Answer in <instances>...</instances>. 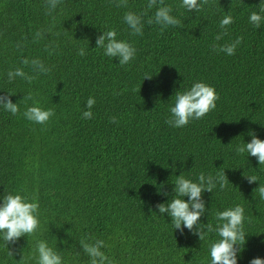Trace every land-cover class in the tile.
Wrapping results in <instances>:
<instances>
[{"label": "trees", "instance_id": "16d2710c", "mask_svg": "<svg viewBox=\"0 0 264 264\" xmlns=\"http://www.w3.org/2000/svg\"><path fill=\"white\" fill-rule=\"evenodd\" d=\"M148 2L127 0L121 8L114 0H61L49 15L46 0H0V95L11 94L20 109L12 115L0 107V198L35 197L40 213L37 232L9 244L13 256L0 241V264H17L22 254L24 264H36L40 239L63 264H89L79 245L86 237L103 240L114 264H210L216 233L200 241L187 228L175 230L155 205L173 198L181 172L196 182L201 172L218 171L230 183L202 194L207 212L200 222L215 227L218 211L242 205L246 242L237 264L264 259V200L253 192L264 184V165L235 152L251 142L250 131L264 140V22L259 29L249 23L264 0H208L199 12L181 7L182 0H164L181 24L163 31L148 24L156 11ZM129 10L142 15V36L123 22ZM226 13L234 23L216 41ZM113 28L136 48L127 65L95 48L96 37ZM237 37L243 41L234 55L213 51V44ZM23 59H39L51 71H33ZM15 68L35 78L9 82ZM197 81L214 87L216 108L182 128L166 124L175 92ZM29 92L55 113L44 125L23 116L32 105L23 100ZM89 97L96 103L85 120ZM243 173L258 181L249 184Z\"/></svg>", "mask_w": 264, "mask_h": 264}, {"label": "clouds", "instance_id": "9594fccd", "mask_svg": "<svg viewBox=\"0 0 264 264\" xmlns=\"http://www.w3.org/2000/svg\"><path fill=\"white\" fill-rule=\"evenodd\" d=\"M61 0H46L45 7L48 14L57 8ZM116 7L127 8V0H114ZM208 0H182L181 7L188 11L199 12ZM147 7L152 9L156 7V11L152 18L148 19V24L155 23L161 26V30L169 26H179L181 21L172 15V8L164 4V0H149ZM264 4L259 8V12L252 11L249 16V23L253 27L259 29L264 22ZM123 22L131 30L132 35H143V17L133 11L125 12ZM234 23V17L226 13L219 22V27L224 29L222 33L215 36L216 41L223 39L227 35V27ZM38 37L42 35L37 32ZM118 33L113 29L102 31L101 35L96 37V47L103 49L104 55L107 57L118 59L119 65L129 64L136 55V48L128 41L117 38ZM84 40L88 41L87 38ZM243 37H237L234 41L225 44H213V51L223 52L229 56L234 55L236 48L242 43ZM79 55H85V50L81 48ZM22 64L27 66L31 64L33 71L47 74L51 71L45 67L39 59H23ZM8 81L12 82L16 77L27 80L29 83L35 78L30 76L23 68H15L7 72ZM151 78V77H145ZM174 106L170 107V116L165 121L166 124L173 128H182L189 124L191 120H200L211 110L216 108V101L219 99L213 86L202 81L192 84L190 89L175 92ZM11 94L0 95V107L6 112L16 115L19 112V101L13 103ZM24 102L31 100L32 105L27 106L23 112L24 118L28 121L44 125L49 119L55 115L52 109H43L38 106V102L33 99L31 92L23 98ZM96 103L94 97H89L86 101V109L82 112V118L89 120L92 118V107ZM110 122L115 123V117L110 118ZM251 142L243 143L235 147L237 154L247 153V156L256 157L259 166L264 165V140L257 137L255 132L250 131ZM243 176L249 184L258 181L256 175ZM174 185V195L171 200L165 203L155 205L159 214L165 213L171 218V224L175 230L183 231L187 228L197 235L200 241L206 238L207 233L215 232L218 239L209 242L210 264H237L238 253L246 242V234L244 231V208L237 204L234 207H228L223 211L216 213L217 224L215 227L211 223H201L200 218L207 212L205 201L202 194L207 191L212 193L217 184L223 190L229 182L225 171H218L215 176L205 175L201 172L196 180L185 178L182 174L176 176ZM258 194L261 200H264V184L259 183V187L253 190ZM167 195V193H165ZM184 197H188L187 200ZM0 202V241L3 246L8 249V255L13 256L14 252L9 249V244H15L21 237L32 235L39 229V203L35 197L29 198L19 193L8 192L4 194ZM82 252L89 258V264H114L103 248L107 247L105 242L100 239L90 241L89 238L81 239L79 242ZM34 259L36 264H63V258L56 250L49 246L46 240H37L34 247ZM17 264H24V257L17 261ZM250 264H264V259L255 257Z\"/></svg>", "mask_w": 264, "mask_h": 264}]
</instances>
